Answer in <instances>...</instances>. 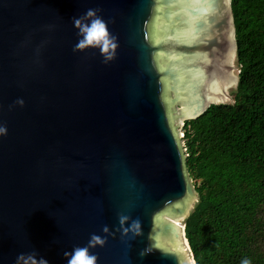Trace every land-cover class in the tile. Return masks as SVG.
I'll return each mask as SVG.
<instances>
[{
	"label": "water",
	"instance_id": "water-1",
	"mask_svg": "<svg viewBox=\"0 0 264 264\" xmlns=\"http://www.w3.org/2000/svg\"><path fill=\"white\" fill-rule=\"evenodd\" d=\"M90 8L118 38L110 61L73 51ZM235 55L230 0H0V264H67L118 213L142 235L115 231L97 264H194L179 125L231 101Z\"/></svg>",
	"mask_w": 264,
	"mask_h": 264
},
{
	"label": "trees",
	"instance_id": "trees-1",
	"mask_svg": "<svg viewBox=\"0 0 264 264\" xmlns=\"http://www.w3.org/2000/svg\"><path fill=\"white\" fill-rule=\"evenodd\" d=\"M238 81L231 101L182 125L197 200L184 219L194 264H264V0H230Z\"/></svg>",
	"mask_w": 264,
	"mask_h": 264
},
{
	"label": "clouds",
	"instance_id": "clouds-1",
	"mask_svg": "<svg viewBox=\"0 0 264 264\" xmlns=\"http://www.w3.org/2000/svg\"><path fill=\"white\" fill-rule=\"evenodd\" d=\"M100 9H88L86 12L77 17L72 18V23L75 29H77V36L80 37L75 44L73 51H82L88 48L99 49L100 55L104 58V61H110L115 56V49L118 47V38L111 34L108 28L109 21L99 15ZM18 104L23 105V100H17ZM7 128L0 126V135H6ZM119 228L110 231L107 225L103 226L101 231L104 236L91 234L88 243L83 246H77L72 249L71 252L65 251L64 257L67 259V264H97L98 256L91 253L90 249L97 246L103 247L107 243L108 236H113L115 231L121 233L122 238L129 236L130 239H135L142 235V224L139 218L131 219L129 215L118 213ZM129 220L131 223L129 224ZM128 224L127 227L125 225ZM152 251L150 247L143 249L139 255L144 257ZM32 264H48V261L43 257L38 260L32 257ZM240 264H252L250 258L245 257L240 261Z\"/></svg>",
	"mask_w": 264,
	"mask_h": 264
},
{
	"label": "rangeland",
	"instance_id": "rangeland-1",
	"mask_svg": "<svg viewBox=\"0 0 264 264\" xmlns=\"http://www.w3.org/2000/svg\"><path fill=\"white\" fill-rule=\"evenodd\" d=\"M236 57V56H235ZM237 73H238V68H237ZM236 76H237V74H236ZM235 87H236V85H235ZM179 130H180V139H181V144H183L184 143V141H183V132H182V125L180 124L179 125ZM192 181V180H191ZM193 182V181H192ZM185 219V218H184ZM184 219H183V221H184ZM182 221V222H183ZM181 222V223H182ZM180 227L182 228V226L180 225ZM180 234L182 235V232H181V229H180ZM184 245V244H183ZM184 247H185V249H186V251H187V254H188V257H189V262H192L193 263V260H192V255H191V252H190V249H189V247H188V244L186 243V241H185V245H184Z\"/></svg>",
	"mask_w": 264,
	"mask_h": 264
},
{
	"label": "flooded vegetation",
	"instance_id": "flooded-vegetation-1",
	"mask_svg": "<svg viewBox=\"0 0 264 264\" xmlns=\"http://www.w3.org/2000/svg\"><path fill=\"white\" fill-rule=\"evenodd\" d=\"M159 237L160 238L162 237V239L165 241V243H167V247L166 248H170L171 247V245L168 243V240H169L170 236L159 235ZM168 246H170V247H168Z\"/></svg>",
	"mask_w": 264,
	"mask_h": 264
},
{
	"label": "bare ground",
	"instance_id": "bare-ground-1",
	"mask_svg": "<svg viewBox=\"0 0 264 264\" xmlns=\"http://www.w3.org/2000/svg\"><path fill=\"white\" fill-rule=\"evenodd\" d=\"M184 245H185V240H183V242H182ZM192 263V262H191Z\"/></svg>",
	"mask_w": 264,
	"mask_h": 264
}]
</instances>
